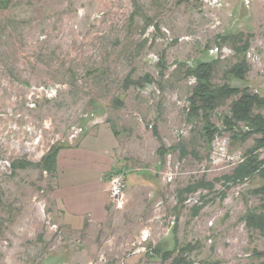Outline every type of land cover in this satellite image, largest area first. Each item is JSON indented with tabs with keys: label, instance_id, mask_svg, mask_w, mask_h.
I'll return each instance as SVG.
<instances>
[{
	"label": "rangeland",
	"instance_id": "1",
	"mask_svg": "<svg viewBox=\"0 0 264 264\" xmlns=\"http://www.w3.org/2000/svg\"><path fill=\"white\" fill-rule=\"evenodd\" d=\"M241 61L243 80L228 74ZM201 63L214 64L215 84L264 97V0L0 8V264H260L264 236L244 216L264 212L263 182L233 178L254 138L225 130L228 101L208 143L190 106L189 71ZM101 127L118 139L126 203L117 209L109 197L104 223H72L51 200L42 161ZM21 163L30 165L14 169Z\"/></svg>",
	"mask_w": 264,
	"mask_h": 264
},
{
	"label": "trees",
	"instance_id": "2",
	"mask_svg": "<svg viewBox=\"0 0 264 264\" xmlns=\"http://www.w3.org/2000/svg\"><path fill=\"white\" fill-rule=\"evenodd\" d=\"M12 0H0V8H8ZM229 41L232 39H228ZM234 42V41H231ZM237 49L242 54L246 51ZM249 71V65L243 61L236 63L228 74L243 80ZM191 77L195 81V86L190 97L191 116L202 117L206 121V132L209 141L212 143L215 134L218 132L212 125L211 118L216 110L230 101L228 105L229 113L222 117L225 130L233 133L234 136L241 135V142H247L254 138V145L248 150L242 162L235 168L233 178L237 181L259 178L263 184L255 192L258 196L264 198V97L252 92L250 89L234 88L230 84L217 85L213 81L215 67L211 63H201L196 68L189 71ZM150 79L149 76L146 77ZM138 81L136 86L142 84ZM150 83V82H149ZM116 134V133H115ZM66 147H54L42 161V169L48 174H56L57 156L59 152ZM30 163H21L14 169H24ZM119 171L116 173H120ZM114 173V174H116ZM244 221L249 229L255 230L264 236V212L253 211L244 216ZM183 256V251L180 254ZM260 264H264V251L257 253ZM172 258V253H167L164 257L165 261ZM173 264H183L184 260L179 257L173 259ZM189 264V263H185Z\"/></svg>",
	"mask_w": 264,
	"mask_h": 264
},
{
	"label": "crops",
	"instance_id": "3",
	"mask_svg": "<svg viewBox=\"0 0 264 264\" xmlns=\"http://www.w3.org/2000/svg\"><path fill=\"white\" fill-rule=\"evenodd\" d=\"M118 145L115 132L101 127L77 147L59 152L50 197L68 221L101 224L107 220L109 178L122 170L117 158Z\"/></svg>",
	"mask_w": 264,
	"mask_h": 264
},
{
	"label": "built area",
	"instance_id": "4",
	"mask_svg": "<svg viewBox=\"0 0 264 264\" xmlns=\"http://www.w3.org/2000/svg\"><path fill=\"white\" fill-rule=\"evenodd\" d=\"M108 191L115 207L123 209L126 203L127 175L124 172L112 174Z\"/></svg>",
	"mask_w": 264,
	"mask_h": 264
}]
</instances>
